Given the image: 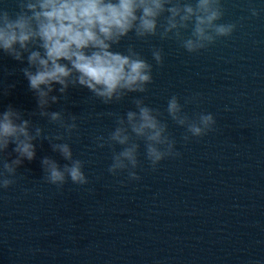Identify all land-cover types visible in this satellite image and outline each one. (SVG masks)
Segmentation results:
<instances>
[{"label":"clouds","instance_id":"1","mask_svg":"<svg viewBox=\"0 0 264 264\" xmlns=\"http://www.w3.org/2000/svg\"><path fill=\"white\" fill-rule=\"evenodd\" d=\"M17 10L0 7V52L27 66L20 69L35 95L37 109L25 113L12 105L0 111V190L16 183L18 168L25 160L36 158L37 140H47L53 152L67 161L64 165L51 157L41 159L44 182L62 189L66 183H89L84 161L75 158L67 142L78 130L74 114L50 111L52 105L66 98L70 88H86L103 104L119 103L129 94L148 92L153 83V64L134 44L118 50L121 42L134 35L147 41L175 40L188 53L208 49L221 38L231 37L235 22H222V0H16ZM251 17L262 9L249 6ZM157 66L164 62L162 48H151ZM58 86V87H57ZM15 85H9V90ZM53 93H59L55 95ZM9 94V91L4 93ZM199 94L172 95L165 112L153 108L142 97L132 100L134 110L124 115L109 112L115 127L107 136L95 137L97 147L112 151L107 168L113 176L126 173L130 181H139L140 141L144 159L153 171L167 158H178L176 140L168 131L167 119L185 129V143L214 131L216 119L210 112L191 116L184 111ZM46 119L56 130L45 129L31 117ZM10 145L15 158H3ZM117 146L119 150L117 151ZM259 264V262H256Z\"/></svg>","mask_w":264,"mask_h":264}]
</instances>
